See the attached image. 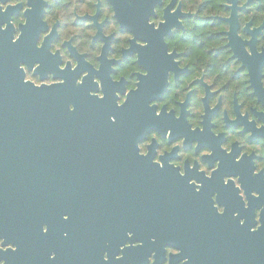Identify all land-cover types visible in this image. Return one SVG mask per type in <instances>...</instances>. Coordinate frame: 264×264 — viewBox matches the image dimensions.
<instances>
[{
	"label": "flooded vegetation",
	"instance_id": "obj_1",
	"mask_svg": "<svg viewBox=\"0 0 264 264\" xmlns=\"http://www.w3.org/2000/svg\"><path fill=\"white\" fill-rule=\"evenodd\" d=\"M1 49L49 92L0 137V264H185L165 234L261 264L264 0H0ZM69 95L99 101L74 143Z\"/></svg>",
	"mask_w": 264,
	"mask_h": 264
},
{
	"label": "water",
	"instance_id": "obj_2",
	"mask_svg": "<svg viewBox=\"0 0 264 264\" xmlns=\"http://www.w3.org/2000/svg\"><path fill=\"white\" fill-rule=\"evenodd\" d=\"M21 59H13L12 55L9 54L4 49L0 50V97H3V100H0V137L12 136L15 134H28L29 132H17L16 126L8 125L7 120H12L16 118V113H25L27 112L26 108V98L29 94L36 92H42L46 94L49 92L48 89L35 88L33 84L25 81V72L21 67ZM19 95L24 98L22 106L19 102L14 101V96ZM83 99V100H82ZM99 103L98 99L94 97H83L82 96H68V102L65 104L66 108L64 109L65 119L67 120V125L52 126L51 134L52 135H66L69 137L68 142L74 143L75 138L71 136L81 135V134H90L93 135L92 131L82 132L80 121H91V123L83 124V127L89 128L92 126V119L86 113L89 112L88 105L91 110L95 109V106ZM86 104V107L80 109V105ZM88 104V105H87ZM74 106L71 110L70 106ZM79 105V106H78ZM94 108V109H93ZM97 111V110H96ZM151 199H156L155 196H150L148 191L146 209L148 212L155 215V206L150 203ZM147 215L146 223L155 224L161 221L162 219L156 217H150ZM262 227L260 228V234H244L243 243L240 242L241 234L238 238V243L242 244L241 254L246 258H252L255 255L253 249L252 241L260 240L263 242L261 244V249L259 251L260 263L264 264V215L262 217ZM177 222L175 217L167 221L169 224ZM179 224H184L183 222H177ZM184 227L174 228V230H183ZM167 243L174 245L180 250L178 257L186 259V263H195V264H206L208 262V256L211 253L210 247L214 245L213 256L217 254L218 247L221 245V240L223 239L222 234H165ZM212 242L213 244H211ZM189 258V260L187 259ZM185 263V264H186ZM253 261L249 260L244 262V264H252Z\"/></svg>",
	"mask_w": 264,
	"mask_h": 264
},
{
	"label": "clouds",
	"instance_id": "obj_3",
	"mask_svg": "<svg viewBox=\"0 0 264 264\" xmlns=\"http://www.w3.org/2000/svg\"><path fill=\"white\" fill-rule=\"evenodd\" d=\"M148 143H150V141ZM141 148H142L143 151L140 154L147 155V145H141ZM163 150H167V147H165V149H163ZM177 163H181L182 164V161L181 162H177Z\"/></svg>",
	"mask_w": 264,
	"mask_h": 264
}]
</instances>
